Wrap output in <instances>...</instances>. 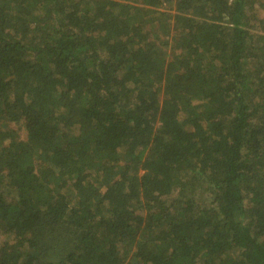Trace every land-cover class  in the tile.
Here are the masks:
<instances>
[{
  "label": "trees",
  "instance_id": "obj_1",
  "mask_svg": "<svg viewBox=\"0 0 264 264\" xmlns=\"http://www.w3.org/2000/svg\"><path fill=\"white\" fill-rule=\"evenodd\" d=\"M253 5L0 0V264H264Z\"/></svg>",
  "mask_w": 264,
  "mask_h": 264
},
{
  "label": "rangeland",
  "instance_id": "obj_2",
  "mask_svg": "<svg viewBox=\"0 0 264 264\" xmlns=\"http://www.w3.org/2000/svg\"><path fill=\"white\" fill-rule=\"evenodd\" d=\"M254 1V5L251 8V13L254 14L256 13L258 16L260 17H264V8L262 6L259 5V3L256 0ZM161 11H167L170 10L167 7H163L162 9H159ZM13 128H15L16 130H18V135L20 139H24L25 138V134H24V130L21 126L18 125H14Z\"/></svg>",
  "mask_w": 264,
  "mask_h": 264
}]
</instances>
